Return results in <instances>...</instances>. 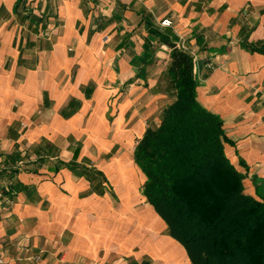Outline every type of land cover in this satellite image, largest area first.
Here are the masks:
<instances>
[{"label": "crops", "instance_id": "crops-1", "mask_svg": "<svg viewBox=\"0 0 264 264\" xmlns=\"http://www.w3.org/2000/svg\"><path fill=\"white\" fill-rule=\"evenodd\" d=\"M158 31L199 59L197 98L264 190V0H0L5 264H194L135 160L174 100Z\"/></svg>", "mask_w": 264, "mask_h": 264}, {"label": "trees", "instance_id": "trees-1", "mask_svg": "<svg viewBox=\"0 0 264 264\" xmlns=\"http://www.w3.org/2000/svg\"><path fill=\"white\" fill-rule=\"evenodd\" d=\"M158 34L171 48L174 100L137 142L143 192L194 264H264V190H245L244 174L226 154L220 116L197 98L199 59Z\"/></svg>", "mask_w": 264, "mask_h": 264}, {"label": "built area", "instance_id": "built-area-1", "mask_svg": "<svg viewBox=\"0 0 264 264\" xmlns=\"http://www.w3.org/2000/svg\"><path fill=\"white\" fill-rule=\"evenodd\" d=\"M172 24H173V22L171 19H164L160 22L161 27H168V26H171ZM180 47H183V46L180 45ZM195 65H196V63H195ZM37 259H38V257H37ZM0 264H5V260H4L1 253H0Z\"/></svg>", "mask_w": 264, "mask_h": 264}]
</instances>
